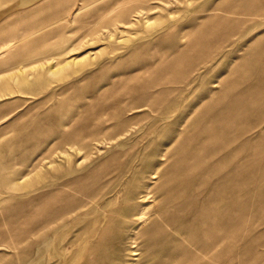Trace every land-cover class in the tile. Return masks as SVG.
Returning a JSON list of instances; mask_svg holds the SVG:
<instances>
[{"label": "rangeland", "instance_id": "1", "mask_svg": "<svg viewBox=\"0 0 264 264\" xmlns=\"http://www.w3.org/2000/svg\"><path fill=\"white\" fill-rule=\"evenodd\" d=\"M1 14L0 264H264V0Z\"/></svg>", "mask_w": 264, "mask_h": 264}, {"label": "bare ground", "instance_id": "2", "mask_svg": "<svg viewBox=\"0 0 264 264\" xmlns=\"http://www.w3.org/2000/svg\"><path fill=\"white\" fill-rule=\"evenodd\" d=\"M261 13V12H260ZM252 14H254V12H252V13H250L249 12V15H252ZM4 15V14H3ZM256 15H258V13L256 12ZM260 15V14H259ZM0 16H2V14L0 15ZM10 45L11 44H9V45H2V46H0V56H3L7 51H8V48L10 47ZM53 59H55V56H47L46 57V60H53ZM64 64H69L70 65V62H66V63H64ZM72 64V63H71ZM71 67V66H70ZM50 72H54L55 70H53V65H51V67H50V70H49ZM139 216V215H138ZM139 218V220H140V222L141 221H143V216H140V217H138ZM131 230H135L134 229V227L133 228H131ZM132 238V237H131ZM132 241V240H131ZM132 244H134V242L132 243ZM131 252H132V255L133 256H135V251L133 250V249H131L130 250Z\"/></svg>", "mask_w": 264, "mask_h": 264}]
</instances>
